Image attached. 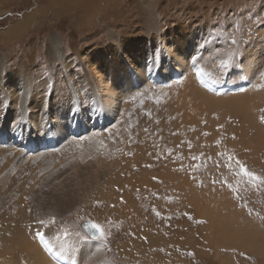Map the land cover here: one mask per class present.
<instances>
[{"label":"rangeland","instance_id":"374dc122","mask_svg":"<svg viewBox=\"0 0 264 264\" xmlns=\"http://www.w3.org/2000/svg\"><path fill=\"white\" fill-rule=\"evenodd\" d=\"M248 1L250 3H247ZM51 2L52 0H0V55L4 58L5 76L7 70L12 73L18 72L16 66L21 56L34 57L32 61L36 76L32 84L37 92L31 96L35 103L30 105L35 108H30L26 113L31 118L38 114L36 123L26 122L21 131L23 134L18 136L16 126L21 115L19 114L14 123L13 117L16 118L19 107L13 106V110L9 109L5 93L0 90V111L9 109V116L6 118L8 127L0 130L8 140L11 139L5 151H18L17 155L9 161L8 166L0 165V180L13 174L15 181L13 182L11 177L7 184L12 187L11 192H5L8 195H0L3 199L0 200V215L5 214L0 221V236L4 234L11 236L12 229L15 227L24 228L25 232H30L36 227H45L49 236L57 242H61L62 238L72 239L73 242L69 243L71 245L69 247L84 246L91 250L100 246L101 253L108 261L106 264H264L262 252H253L249 248L238 245L222 247L221 244L211 243L208 237L211 233L208 229L201 228L207 224L206 216L198 214L196 202L192 198L193 195L213 197L220 192L227 193L233 208L237 210L234 224L241 225L244 220H249L264 232V147L258 149L254 155V150H251L252 148L247 146L246 140L242 138L244 133L251 136L255 128L249 126L250 124L247 125L246 121L243 122L238 115L237 118L228 113L222 117L217 111H212L214 116L210 113L211 111H207L202 116L199 115L196 120L185 122L186 119L177 116L171 98L177 95L186 74L183 71L171 70L169 65L165 67L168 73L159 75L167 85L149 82L151 73L147 72L142 75V78L140 77L139 88H135L134 93L127 97L133 86L130 77L138 68L135 67L138 63L135 62L136 60L146 62L153 56L151 54L149 56V53H152L159 44L163 64H168L170 61L165 55V49L168 46L163 45L158 38L154 40L152 36L146 34L144 29L142 30L140 16L145 12L142 0H124L121 8L113 12L111 16L98 21L96 27L88 28L81 33L74 30L75 20L43 13V7L47 9ZM110 2L112 0L106 1V3ZM152 4L156 12L154 15L156 22L161 23L159 26L165 40L170 37L167 29L172 26L173 32H182L183 36L177 46L190 49L189 52L186 50L188 58L195 52L196 46L201 45L200 54L194 58L195 67L203 69L207 77H210L212 81L216 80L217 82H214L217 84L224 80L233 86L245 84L244 88L227 93L234 95L252 90L258 93V100L264 102V58L262 63L255 67L254 73H249L247 69H239L247 43L251 39L261 42L257 37L260 30H264V0H186V2L152 0ZM55 5L58 3H54ZM177 11H180V17ZM206 13L212 14L209 20L204 18ZM76 15L73 14L71 17L75 19ZM202 18L204 21H201ZM18 22H27L26 27L23 25L25 28L21 30L22 32L17 33V36H24L8 41L12 38L9 29ZM185 24H187L186 30ZM201 25L207 28L201 31ZM155 28L156 25L151 27L152 30ZM109 29L114 31L115 38L109 35L107 32ZM51 30L61 34L65 44L63 46L65 54L68 57L67 63L69 62L70 69L75 70V74H72L69 80L62 73L63 64L59 60L50 62L47 57L46 38ZM147 40L152 43V46L150 51L144 53ZM233 40L236 43H233ZM74 41L77 42L75 46ZM188 41H191L190 46H187ZM101 49L102 51L98 53ZM112 52L118 58H122L123 54L129 55V61L121 64L123 72L127 75L126 80L129 81L127 86H123L126 90L125 99L128 100H126L127 103L120 104L118 107L113 103L109 105L102 97L95 99L89 91L91 85L87 84L85 87L82 83L88 81L78 75V70L82 69L80 64L85 66L88 60L93 61V64L102 62L106 68H110ZM79 53L81 57L86 54L84 56L86 59L89 56L87 60L83 58L85 63L80 61ZM232 60L237 61L235 68L230 67ZM150 64L152 69L153 63L150 62ZM156 68L151 72H154ZM174 74H177L179 78L174 79L172 76ZM14 78L6 77V87L14 86L11 83ZM147 81L148 83L145 84ZM200 84L202 85L201 82ZM71 86H75L80 92V102L83 108H86L82 111L85 121L71 120L76 111L75 107L71 106L75 100ZM17 88L19 90L18 86ZM50 105L52 108H49ZM61 105H66L63 110L73 116L70 119L64 115L62 119L66 122L60 124L58 119L51 120L50 113L59 109ZM109 107L112 108H110L109 118H102L105 123L91 125L85 130L86 132L78 134L76 126L88 123L89 115L94 109H97L102 116L104 110ZM31 110H33L32 113ZM255 115L256 123L264 133V122H261V117L264 116V103L256 107ZM241 124L245 125L242 127ZM28 126L30 131L34 130V133L27 134ZM69 130L72 131V136H68ZM17 137H21L25 144L32 143L37 147L49 140L53 145L59 144V147L53 151H46V155H43L41 160L39 158V161L24 160L28 157L19 151L17 142H13ZM13 144L16 148H13ZM139 145L145 147L143 150L145 159L137 163L133 162V159ZM10 153L11 155L4 156L8 160L14 155ZM45 153L36 151L27 154L33 157ZM2 157L0 155V162ZM97 159L103 162L99 163ZM253 159H256V162ZM128 161L131 162L130 166L126 163ZM109 162L118 164L114 167L116 170L114 173L118 174L120 182L112 183L111 190L115 192L113 200H110L111 202L105 201L104 198L101 200L99 198L101 196H96L93 189L90 191L91 197L88 195L85 200H81L83 201L81 204L77 206L71 203L66 204L70 211L62 214L65 203L53 204L55 200L52 197L62 190H72L77 185L75 180L70 178L73 173L77 170L79 181L81 172L88 173L91 168H94L91 171L95 173L100 167L98 165H106ZM95 164H97L96 167ZM27 165L32 169H29ZM241 165L260 179L252 180L243 175ZM165 168L176 171V174L182 177L185 172L186 177H190H188L190 183L188 187L191 186V191L185 186L183 179L174 178L172 184L165 178L161 180L163 176H160L163 173H167L165 177L170 176ZM141 175L148 179L147 182L142 181ZM154 184L160 189L153 186ZM175 184L181 191L174 186ZM131 185H134V189ZM19 190H25L22 194L37 196L35 208L27 206L26 202L30 200L25 199L23 203H15L21 196ZM205 190L211 193L213 191V193L208 195ZM186 192L188 194L192 192L191 198H188ZM126 195H129L128 201L134 204L137 210L132 214L128 213L129 216L118 215L115 210H112L124 206ZM105 206H108L109 210L104 214ZM87 209H90L89 212ZM21 210H25L27 214H33L34 217L22 219ZM53 218L54 222H52ZM41 220L45 223L41 224L39 222ZM85 221L100 226L101 231L97 242H90L93 238L81 228V224ZM62 244L61 242L60 245L64 249ZM124 248L126 251L123 250ZM72 251L69 253L70 256L60 255V259L66 262L73 260ZM46 253L53 254L48 248ZM79 255L80 252L78 258ZM227 255L229 258L227 257L226 262L223 259ZM80 258L82 259L80 264H84L83 260L87 256L82 254ZM22 259L20 254L15 256L17 264H21ZM105 260L100 264L103 262L105 264Z\"/></svg>","mask_w":264,"mask_h":264},{"label":"bare ground","instance_id":"6f19581e","mask_svg":"<svg viewBox=\"0 0 264 264\" xmlns=\"http://www.w3.org/2000/svg\"><path fill=\"white\" fill-rule=\"evenodd\" d=\"M103 1H105V2H103ZM103 1L102 0H97V1H95V0H52L51 3L53 5L51 3L50 4L48 3L49 7L47 6V9H45V7H43L44 10H43V8H42V10H43V13H45V14L48 13L47 15L54 14V15H57L56 17L62 16V17L68 18V20H71V19L75 20V22H74L75 23L74 24L75 29L74 30L81 33L88 28L96 27L97 23H99L98 21L105 20V18L107 16H111V14H113V12H115L116 10L121 8V5H122L124 0H112V2H110V3H106L107 0H103ZM102 2L104 4H102ZM183 2H186V0H183ZM54 3H58V5L54 6ZM247 3H250V1H248ZM183 5H185V4H183ZM142 7H143V10L145 11L143 14L141 13V16H140V18L142 19V22H141V24L143 26V28L141 27L142 30L144 29L146 31V34L149 36H152V38L154 40L158 38V39H160L161 43H163V45L166 44V46H168V48L165 49V55H167V57H169L170 61L168 64H163V62H162L163 57L161 56V53H159V47H158L159 44L156 45V49L152 53H149V56H150V54L153 56H151L150 59H148V56H147L148 60H146V62L141 61V60L140 61L136 60L135 62H138V63L135 67H138V68L136 69V71L135 70L133 71L134 73L130 77V79H132L133 86H132L131 91L127 94V97L132 92L134 93V90H135L134 84L139 85L140 80L142 78V75L147 73V72L151 73V76H159L162 74H167L168 69H166L165 67L168 65L171 68V70H173L175 72H182L183 71L186 74L185 75L186 78L184 77L182 85L180 87V90L177 92V95L171 98L172 99L171 100L172 105L174 106V110L177 112V116L186 119L185 122L187 120L189 122V121H192L193 119L196 120V118L199 115L202 116L207 111H209V112L211 111L210 113H212V111H217V112H219V114L221 113L220 115H222V117L228 113L229 114L231 113L232 115H235L236 117L238 115L242 118L243 122L246 121L247 125L250 124L249 126H251L252 128H255L254 133L251 136H248L245 133L242 135L243 140H246L247 146L252 148L251 150H254L255 153H253V154L255 155L258 149H261L262 147H264V133L261 130V127L258 126V123H256V119H255L256 107L261 106L264 103V102H260V100H258V96H257L258 93L253 92L252 90H248V91H245V92H242L239 94H234V95L229 94L227 92L217 93V92H213V91L207 89L206 86L204 87L203 85H201L199 82L200 80H198L196 78V71H195V66H194V58L198 54H200L199 50H200L201 45L198 44L196 46V48L194 49L195 52L191 53L190 58H188L187 52H189L190 49H185V47L181 48V47L177 46V45H179V42L181 41L180 39L183 36L182 32H173V27L169 26L167 30L170 33V37L166 38V40H165V38L161 34V30H160V26H159L161 23L156 22V17L154 16L156 14V12L154 10V5L152 4V0H142ZM197 8H199V6H197ZM191 10H192V8H191ZM73 14H77L75 19L73 17H71ZM177 14L180 17V11H177ZM211 15H212L211 13H206L204 18L206 20H209ZM27 20H30V19H27ZM201 21H204V19L202 18ZM27 22H22V23L18 22L13 27H11L9 29V34L12 36V38H9L8 41L12 40L13 38H17V39L20 38L21 36L20 35L17 36V33L26 27L27 24H25V23H27ZM28 24H29V22H28ZM141 24L139 26H141ZM154 25H156V28H155V30H152L151 27ZM186 26H187V24L184 25L185 30H186ZM206 28L207 27H205V26L202 27V25H201V31H203V29H206ZM110 29H112V28H110ZM110 29L107 32L109 33V35H111L113 38H115L114 31L112 32V30H110ZM15 33H16V36H14ZM23 36L24 35H22V37ZM257 38H259V40L261 42H259L257 40L254 41L251 39L247 43V45L245 46V48H244L245 51L242 53L241 66L239 69H247L249 73H254L255 67H258L260 65V63H262L263 58H264V30H260L259 36ZM186 39H188V37H186ZM46 40L47 41H46L45 49H46L47 57H48L49 61L54 62V61L59 60L64 66V70L62 73H64L67 76V80H69L70 76L72 74H75V72H74L75 70L70 69V64H69V62L67 63L68 57L65 54V49L63 47V46H65V44L62 40L61 34L55 30H51V31H49ZM76 44H77V42L74 41V46ZM190 44H191V41H188L187 46H190ZM151 46H152V43H149V41L147 40V46H146V50L144 53L150 51ZM126 47H127V45H126ZM123 49H125V47ZM127 49L129 50L128 47H127ZM186 50H187V52H186ZM101 51H102V49L99 50L98 53ZM237 51H239V50H237ZM97 54H95V55H97ZM84 56L81 57V54L79 53V59L82 63L86 62V61H83V58L86 59ZM33 58L34 57L25 58L24 56H21V58L19 59V61L17 63V66H16V69L18 70V72L12 73V72H9L7 70L6 71L7 74L5 76V69L6 68H5L4 58L0 55V90L5 93V99L8 102L9 109L13 110V106L19 107V111L16 115V118L13 117V120L15 119L13 121V123H14L17 121L19 114L21 115V119H20L18 125L16 126V129H17L16 134L18 136H21L23 134L21 131L23 129V126L26 125V122L36 123L37 117H38V114H37L35 117L31 118L26 113V111L30 110V108L31 109L35 108V107H31V105H30L31 103H35V101L31 98V96L35 95V92H37L34 84H32L33 78H34V76H36V69H35L34 63L32 61ZM88 58H89V56H87V59ZM185 59H187V60H185ZM127 61H129V55L123 54L122 58H118L115 56V53L112 52L110 68H106L105 64L102 62H99L100 64H98V63L93 64V61L88 60V62L85 64V66L80 64L82 69L78 70V75L80 78H84L86 81H88V82L82 83L85 85V87H87V84L91 85V88L89 89V91H90V93L93 94L95 99L98 100V99H100V97H102V98H104L105 101H107V103L109 105H111L113 103L114 105H116L118 107L120 104L127 103L126 100H128L127 98L125 99L124 95L126 93V90L123 88V86L124 85L127 86L129 81L126 80L127 75H126V73L123 72V68L121 66L122 63L127 62ZM150 62L153 63L152 69L150 68V66H151ZM236 64H237V61L232 60L230 67L235 68ZM163 67H164V70H162ZM196 67H198V66H196ZM154 68H156V70L154 72L153 71L151 72V70H153ZM205 75H206V73H205ZM6 77L7 78L15 77L14 79L11 80V83H13L14 86H12L10 88L6 87ZM67 80H64V81L66 82ZM17 81H18V83H17ZM148 81L145 82V84L148 83ZM214 81L217 82L216 80H214ZM218 83H219V86L229 85V82L227 80H224L223 82H218ZM254 84H256V83L254 82ZM17 86L19 87V90H18ZM71 87H72V91H73L72 94H73V97L75 99L74 102L71 103V106H74L76 109L74 118L71 119V117L73 115H71V113H68V111L63 110L64 108H66V105H61L59 107V109H56L52 112L50 111L51 112L50 118L52 121H55V119H58L60 121V124H61V122H66L65 120L62 119V117L64 115L73 121L75 119H78V120L80 119L82 121L83 120L85 121V119L83 118V115H82V111H84L86 108H83V106L80 102V92H78V90L75 86H71ZM7 88H9V89H7ZM122 88H123V90H122ZM5 104H6V102H5ZM99 104H97V105H99ZM44 107H45V104L43 105V109H44ZM49 108H52V106L50 105ZM110 108L111 107H109V109L108 108L105 109L102 116L99 115V111L97 109H94L91 112V114L89 115L88 123H82L81 125L79 124L76 126V129L78 130V134L81 132H86L85 130L89 129L91 125H96V124L102 125V123H105L102 121V118L103 117H105L106 119L109 118L110 110L112 109V108L111 109ZM169 108H170V106H169ZM172 108L173 107H171V109ZM9 109H6V110L3 109L4 111L3 110L0 111V130L4 127H8V125L6 124V118L9 116V112H8ZM32 112H33V110H31V113ZM213 114L214 113H212V116H214ZM209 116H211V115L209 114ZM222 117H221V119H222ZM212 119H213V117H212ZM215 119H216V117H215ZM214 123H216V122H214ZM243 125H245V124H243ZM243 125L241 124L242 127H243ZM27 128H28L27 134H29L31 132L34 133V130L30 131V126H28ZM242 130H244L246 132L245 129H242ZM0 134H1V132H0ZM4 137H5L4 135L0 136V143H2V140L4 139ZM7 140H8V138H7ZM8 141H11V139ZM55 141H56V139H55ZM13 142H17L18 147L21 145V146H31V147L37 148V146H33L32 143H28V144L23 143V139L21 137H17L15 139V141L13 140ZM13 148H16L15 145L13 146ZM6 149H7V145H4L3 143L0 144V155L3 156L1 159L2 161L0 162V165H3V166H5V165L8 166L9 161H11L17 155L16 152H18V151H15V152L9 151L8 152V151H5ZM144 149H145V147H143L142 145H139L137 147L138 152L135 156V159H133V162L139 163L145 159L144 154H143ZM19 151H21L23 154H26V156L28 158H26L24 160H29V161L30 160L39 161V158L41 160V159H43V155L44 156L46 155V153L44 152L45 154H39V155L31 157L30 156L31 154L24 153L22 150H19ZM10 152L14 153V155L10 160H8V158H5L4 156L11 155ZM251 152H253V151H251ZM40 153H43V152L40 151ZM251 155H252V153H251ZM252 158H255V157H252ZM256 159H253V160H255V162H256ZM98 161L100 163V161H102V160L100 159ZM126 163L128 164V166H130L131 162L128 161ZM96 165L97 164H95V167H96ZM117 165H118L117 163H110V162L106 163V165L105 164L98 165L100 167L99 168L97 167L98 169H97V171H95V173H94V171H91L94 168L93 169L91 168V170L89 168V170L91 172L89 170H88L89 171L88 173L81 172L82 174H81V176H79V181H78V175L79 174H78V172H76L77 171L76 170L73 173V176L70 175L71 176L70 178L74 179L75 182L77 183V185L72 190H65V191L62 190L61 192L56 194V196L52 197L53 200H55L54 201L55 203L53 202V204H60V203L64 204L65 203V205L62 209L63 210L62 214L63 213L66 214L70 211L68 209V207L66 206V204L71 203L74 206L81 204L83 202L81 200H85L88 197V195L91 197L92 192L90 193V191L93 189L95 191L96 196H98V195L101 196V197H99L100 199L104 198L105 201L113 200L115 192L113 190H111L112 183H114V182H116L117 184L120 183L118 174L114 173V171H116L114 167ZM77 166H79V165H77ZM27 167L29 168L28 165H27ZM75 168H74V170H75ZM29 169H32V168H29ZM165 169H166V172L168 171V174L170 176L165 177V176H167V173L166 174L163 173L164 175L161 173L162 175L160 177L163 176L162 178H160L161 180L163 178H165V180H167L170 184H172L176 178L177 179H183L184 180L183 183H185V186L188 187V185L190 184L189 183L190 177L188 175L187 176L189 178L186 177L185 172H184L183 177H182V175L176 174V171H171L170 168H165ZM74 170H72V171H74ZM86 170L87 169H85V171ZM95 170H96V168H95ZM169 171H171V172H169ZM32 173H30V175ZM5 175H7V173ZM12 175L7 176L5 179L2 178L0 180V195L1 194L8 195L6 193L11 192L12 187L10 185H7V184L9 182V180L11 179ZM58 176H59V174H58ZM15 178H17V177H15ZM140 178H142V181L146 180V182H147V180H148L144 177V175H141ZM12 181L15 182L13 177H12ZM192 182H194V181H192ZM58 183H61V182H58ZM140 183H141V179H140ZM177 184H175L174 186H176ZM59 185H61V184H59ZM135 185H137V184H135ZM131 186L133 188L134 185H131ZM145 186H146V184H145ZM149 186H150V184H149ZM153 186H155V184ZM165 186H167V185L165 184ZM155 187H157V189L158 188L160 189V187L158 185ZM170 187H172V186H170ZM181 188H183V187H181ZM188 188L190 189L191 186H189ZM64 189H65V187H64ZM190 191H191V189H190ZM205 191L208 192V190H205ZM18 192H20L21 196L15 203H19V202L23 203V202H25V199H26V200H30L29 202H26V203H28L27 206L35 208V206H36L35 197H37V196L33 197L31 195H28L27 193L22 194L25 192V190H19ZM187 192H189V191H187ZM122 193H124V192H122ZM191 193L192 192H190L189 194L187 193L188 198H191ZM209 193H211V191L208 192L207 194L209 195ZM212 193H213V191H212ZM202 194H204V193H202ZM18 195H19V193H18ZM34 195H37V194H34ZM123 195H125V194H123ZM214 195H215V193H214ZM227 195L228 194L224 193V192L223 193L220 192L213 197H211V195H209L210 197H205L203 195L201 196V194H200V196L193 195L194 197H192V198H193V201L196 202V205H197L196 209H197L198 214H201V216L202 215L206 216L207 224H205V226L204 227L202 226L201 228H205L206 230L208 229L209 233H211V234H208V237H210L211 243H213V244H218V245L221 244L222 247H223V245H227V246L228 245H238L239 247L249 248L253 252L257 251L260 253L262 252L264 254V235L262 234L264 232L260 231V229H258L257 226L255 224H253L252 222H250L249 220H244L243 224H241V225H236V223L234 224V220L236 219V216H237V214H236L237 210H235L233 208L231 201L228 199L229 196L227 197ZM128 196L126 195V198H124V200L126 199V202L125 203L123 202L124 203L123 207L116 208L117 210L113 209L112 211L115 210V212H117L118 215L119 214L120 215H128V213H130V212H131V214L133 212H136L137 208H135L134 204H132L128 201V198H127ZM0 200H3V199L0 198ZM42 204H43V202H42ZM105 208L106 209L104 211V214H105V212H108V210H109L108 206H105ZM118 209H120V210H118ZM89 210L90 209H87L88 212H89ZM5 212H7V211H5ZM21 213H23V214H21L22 219H26L27 217H31V218L34 217L33 214H27L25 210H21ZM117 214H116V216H117ZM4 215L5 214L0 215V221H1V217L3 218ZM137 215H139V214H137ZM128 216H127V218H128ZM131 216H133V215H131ZM37 231L42 232V234L44 236V241L48 244V249H50V247H51V249H52L51 252L53 254L46 253L47 248L44 247V244H43V246H41L42 243L40 244L39 240L35 237V233ZM208 231H207V233H208ZM1 235H3V234H1ZM99 236H98V238H99ZM98 238L97 237L93 238V239H91L90 242H97ZM0 242H1V244H0V264H17L15 261V256L17 254H20L23 258L22 259L23 262L21 261V264H61V262L66 263V264H80L82 261V259L80 258L82 254L87 256V258L85 260H83L84 264H100V262H102L103 260L106 259L105 256L101 253L102 250L100 251V246L94 247L91 250H89V248H86L84 246L69 247V246H71L69 243H72L73 240L68 239V238H62L61 242L63 243L62 245L65 247L63 249V247L60 245L61 242H57L55 239L50 237L49 233L45 227H36L30 232H25L24 228L22 229L20 227H15L12 229L11 236H5V234L3 236H0ZM122 246H123V244H122ZM123 250H125V248ZM70 251H72L71 254H73V257H74L73 260L66 262V261H63L60 259V255H62L64 257L70 256L69 255ZM79 252H80V255L78 258ZM143 253H144V250H143ZM217 255H220V254L217 253ZM227 257H228V255L223 260H225V261L228 260ZM106 262H108V261L105 260V264H106ZM102 264H104V262Z\"/></svg>","mask_w":264,"mask_h":264},{"label":"snow or ice","instance_id":"6c2138e0","mask_svg":"<svg viewBox=\"0 0 264 264\" xmlns=\"http://www.w3.org/2000/svg\"><path fill=\"white\" fill-rule=\"evenodd\" d=\"M232 42H233V43H236V41H234V40H233ZM196 75H197L198 78H202V77L205 75V72H204L203 69H197V70H196ZM261 122H264V116L261 117ZM237 163L239 164V161H237ZM240 168H241V172L243 173V175L250 177L252 180H259V179H260V178L257 177L254 173H251V172L247 171V170L244 168L243 165H241ZM39 222H40L41 224L45 223V221H43V220H41V221H39ZM52 222H54V218H53V221H52ZM88 227H91L92 229H95V231L98 232V233L101 231L100 226L97 225V224H95V223H92V224L88 225ZM37 237H38V239L40 240V242H41L42 244H44V247H45V248H48V244L44 241V236H43V234L38 232V233H37ZM49 251H51V249H49Z\"/></svg>","mask_w":264,"mask_h":264},{"label":"water","instance_id":"95a60500","mask_svg":"<svg viewBox=\"0 0 264 264\" xmlns=\"http://www.w3.org/2000/svg\"><path fill=\"white\" fill-rule=\"evenodd\" d=\"M92 224L89 221H85L81 224V228L92 238H96L100 235V232H96L95 229L88 227V225Z\"/></svg>","mask_w":264,"mask_h":264}]
</instances>
